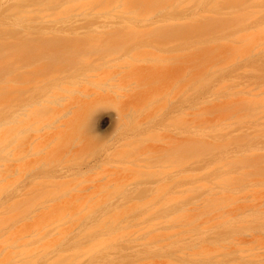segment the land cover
Masks as SVG:
<instances>
[{
    "label": "rangeland",
    "instance_id": "374dc122",
    "mask_svg": "<svg viewBox=\"0 0 264 264\" xmlns=\"http://www.w3.org/2000/svg\"><path fill=\"white\" fill-rule=\"evenodd\" d=\"M7 1L0 264H264V0Z\"/></svg>",
    "mask_w": 264,
    "mask_h": 264
},
{
    "label": "bare ground",
    "instance_id": "6f19581e",
    "mask_svg": "<svg viewBox=\"0 0 264 264\" xmlns=\"http://www.w3.org/2000/svg\"><path fill=\"white\" fill-rule=\"evenodd\" d=\"M5 1H7V0H5ZM8 1L11 2V0H8ZM8 1H7V2H8ZM15 1H16V2H15ZM156 1L159 2V3H161L163 0H156ZM7 2H6V3H2V2H1V3L6 5ZM26 2H27V1L25 0V2H23V3H26ZM47 2H48V3H51V2H53V1H52V0H47ZM105 2L107 3V6H108V5L116 4V3H118L119 1L115 2V0H105ZM8 3H9V2H8ZM18 3H20V0H13V4H12V6H14V5H18V7H19V4H18ZM136 4H138V5H139L138 7H140V8H143V7H145V6H146L147 8H149V7L152 5V3H151L150 0H124V3H123V6H124V7H123V10H124V11H121V12H126L127 14H129V19H130L129 22L131 21V19H135V12L133 11V9H134V6H135ZM5 5H4V6H5ZM7 5L9 6V4H7ZM7 5H6V6H7ZM10 5H11V4H10ZM21 5H23V4H21ZM21 5H20V7H21ZM1 6H2V5H1ZM4 6H2V10H3V7H4ZM12 6L9 7L10 10L12 9ZM14 7H16L15 10L18 9L17 6H14ZM14 7H13V9L11 10V12L14 11ZM115 7H116L117 9L120 8L119 5H116ZM7 8H8V7H7ZM9 8L6 9L7 11H6V10H4V12L2 11L3 15H4L5 11H6V12H8V11L10 12ZM106 8H107V7H106ZM106 8H105V10H106ZM0 10H1V9H0ZM9 12H8V13H9ZM150 12H152V11H150ZM5 14H7V13H5ZM9 14H10V15H9ZM9 14H7V16L9 15L8 17H10L11 15L14 16L13 12H12V13H9ZM0 15H1V14H0ZM96 15H97V13H87V14L84 15V17H86V19H87V17H88V20H89L90 17H92V19L96 18V17H95ZM137 15H139V14H137ZM5 16H6V15H5ZM19 16H20V15H19ZM1 17H2V15L0 16V20L2 19ZM3 17H4V16H3ZM93 17H94V18H93ZM4 18H5L4 21L1 20L0 22H5V20L7 21L6 17H4ZM8 20H10V19H8ZM11 20H12V19H11ZM12 21H13V20H12ZM9 22H10V21H9ZM7 23H8V21H7ZM10 23H12V22H10ZM18 23H19V22H18ZM18 23H16V25H17ZM4 24H5V23H4ZM19 24H20V23H19ZM41 24H42V23H41ZM9 25H11V24H9ZM38 25H39V24H38ZM44 25H45V24H43V26H44ZM14 26H15V25H14ZM1 27H3V25H2ZM28 27H30V25H29ZM31 27H32V26H31ZM33 27H34V26H33ZM36 27H37V26H36ZM36 27H35V28H36ZM40 27L42 28V25H41ZM45 27H46V26H45ZM48 27H49V26H48ZM52 27H53V26H52ZM70 27L72 28V26H70ZM70 27H68V28L70 29ZM35 28H34V29H35ZM74 28H75V26H74ZM74 28H73V29H74ZM77 28H78V27H77ZM38 29H40V28H38ZM46 29H47V28H46ZM46 29H45V30H46ZM49 29H50V27H49ZM51 29H54V28H51ZM51 29H50V31H52ZM56 29H57V28H56ZM66 29H67V28H66ZM73 29H72V30H73ZM36 30H37V28H36ZM70 30H71V29H70ZM77 30H78V29H77ZM47 31H48V30H47ZM47 31H45V32L47 33ZM73 31H74V30H73ZM75 31H76V28H75ZM75 31H74V32H75ZM52 32H53V31H52ZM52 32H49V33H51V35H54L55 37H56V36L58 37V34L60 33V32H59L58 34H56L58 31H57V32L55 31L56 33L53 32V33L56 34V35H55V34H52ZM64 32H65V31H64ZM71 32H72V31H71ZM39 33H40V32H39ZM46 33H45V34H46ZM62 33H63V32H62ZM65 33H66V32H65ZM65 33H64L63 35L66 36L67 34H65ZM72 33H73V32H72ZM72 33H71V34H72ZM40 34H41V33H40ZM43 34H44V33H43ZM73 34H74V33H73ZM78 34H80V32H79ZM61 35H62V34H61ZM69 35H70V34H69ZM80 35H82V34H80ZM80 35H79V36H80ZM83 35H84V34H83ZM65 36H64L62 39H64ZM67 36H68V35H67ZM72 36H73V38H74V36L77 38L78 35L76 36V34H75V35H72ZM52 37H53V36H52ZM68 37L70 38L71 36H68ZM60 38H61V37H60ZM52 39H53V38H52ZM55 39H56V38H55ZM57 39H59V38H57ZM67 39H68V38H67ZM70 39L72 40V37H71ZM50 40H51V37H50ZM50 40H49V41H50ZM60 40H61V39H60ZM62 41H63V40H62ZM65 41L68 42L67 40H65ZM51 42H52V40H51ZM54 42H55V41H54ZM69 42H70V41H69ZM49 45H50V44H49ZM50 46H51V45H50ZM52 46H53V45H52ZM52 46H51V47H52ZM7 48H8V47H7ZM49 48H50V47H49ZM20 115H21V114H20ZM101 116H102V114H101ZM103 117H104V116H103ZM12 118H13V117H12ZM18 118H19V117H18ZM18 118H17V119H18ZM101 118H102V117H100V115H99V116H95V119H94L95 123H98V122L100 121ZM109 118H112V116H110ZM9 120H10V119H9ZM12 120H13V119H12ZM14 121H15V119H14ZM214 240H215V238H214ZM214 240H212V241H214ZM216 240H217V239H216ZM209 243H210V242H209ZM204 246H205V245H204ZM189 249H190V247H189ZM189 249H188V250H189ZM207 249H208V248H207ZM88 255L93 256V255H95V253L88 252ZM108 257H109V255H107V258H108ZM113 262H114V261H113ZM91 263H93V262H91Z\"/></svg>",
    "mask_w": 264,
    "mask_h": 264
}]
</instances>
